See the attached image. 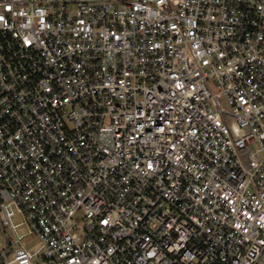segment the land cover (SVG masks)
I'll return each mask as SVG.
<instances>
[{
  "label": "built area",
  "instance_id": "2783aa9c",
  "mask_svg": "<svg viewBox=\"0 0 264 264\" xmlns=\"http://www.w3.org/2000/svg\"><path fill=\"white\" fill-rule=\"evenodd\" d=\"M0 264H264V0H0Z\"/></svg>",
  "mask_w": 264,
  "mask_h": 264
},
{
  "label": "rangeland",
  "instance_id": "374dc122",
  "mask_svg": "<svg viewBox=\"0 0 264 264\" xmlns=\"http://www.w3.org/2000/svg\"><path fill=\"white\" fill-rule=\"evenodd\" d=\"M80 223H83V221H80ZM18 233L22 234V235L26 234V233H28V228L26 226H24V227L18 229ZM37 244H38V242L34 243V245H37Z\"/></svg>",
  "mask_w": 264,
  "mask_h": 264
}]
</instances>
